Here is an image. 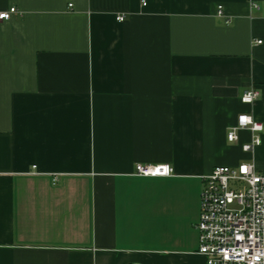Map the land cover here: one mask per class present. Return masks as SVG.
Returning a JSON list of instances; mask_svg holds the SVG:
<instances>
[{
    "label": "crops",
    "instance_id": "1",
    "mask_svg": "<svg viewBox=\"0 0 264 264\" xmlns=\"http://www.w3.org/2000/svg\"><path fill=\"white\" fill-rule=\"evenodd\" d=\"M12 6L0 264H206L203 176L242 162L264 175V132L254 152L250 131L226 133L241 113L264 123V0H0Z\"/></svg>",
    "mask_w": 264,
    "mask_h": 264
},
{
    "label": "built area",
    "instance_id": "2",
    "mask_svg": "<svg viewBox=\"0 0 264 264\" xmlns=\"http://www.w3.org/2000/svg\"><path fill=\"white\" fill-rule=\"evenodd\" d=\"M20 12L16 6L0 11L7 14L0 18V23ZM218 14H224L222 5L218 6ZM117 19L123 21L125 17L119 15ZM246 94L252 97L251 103L247 104H253L260 96L255 88L244 91L242 96ZM241 114L251 115L255 124L264 125L250 113ZM234 127H238V117ZM251 129L252 125L243 129L252 134L251 140L242 145L246 152H254L262 143L264 131L253 132ZM238 132L235 142L239 141ZM257 138L259 143H256ZM136 173L169 176L173 168L169 164L138 163ZM196 228L200 241L198 253L206 258V264H264V175L257 171L254 163L217 165L210 174L203 176Z\"/></svg>",
    "mask_w": 264,
    "mask_h": 264
},
{
    "label": "clouds",
    "instance_id": "3",
    "mask_svg": "<svg viewBox=\"0 0 264 264\" xmlns=\"http://www.w3.org/2000/svg\"><path fill=\"white\" fill-rule=\"evenodd\" d=\"M6 13H0V18L6 17ZM252 97L251 94H246L241 97L242 103H251ZM231 117V113H228V118ZM252 125V131L258 132V131H264V125L255 124L253 122V117L251 115L247 114H240L238 116V127H233L231 125L226 127V133H227V140L231 144L238 140L237 132L239 130H243L246 126ZM256 143H259V138H257Z\"/></svg>",
    "mask_w": 264,
    "mask_h": 264
},
{
    "label": "snow or ice",
    "instance_id": "4",
    "mask_svg": "<svg viewBox=\"0 0 264 264\" xmlns=\"http://www.w3.org/2000/svg\"><path fill=\"white\" fill-rule=\"evenodd\" d=\"M165 171H167V170L165 169ZM157 172H159V169L157 170Z\"/></svg>",
    "mask_w": 264,
    "mask_h": 264
}]
</instances>
